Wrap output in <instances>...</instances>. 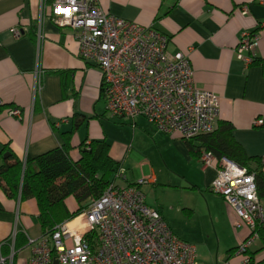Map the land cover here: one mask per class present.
Wrapping results in <instances>:
<instances>
[{
  "label": "crops",
  "instance_id": "1",
  "mask_svg": "<svg viewBox=\"0 0 264 264\" xmlns=\"http://www.w3.org/2000/svg\"><path fill=\"white\" fill-rule=\"evenodd\" d=\"M103 11L140 26L153 27L168 38L169 54L188 56L194 85L218 96L216 123L228 122L234 140L264 171V2L258 0H98ZM51 4L48 0L45 11ZM245 6L247 13L240 9ZM40 0H0V150L8 147L20 161L34 159L61 147L70 133V156L78 158L82 142H104L110 157L125 171V184L152 176L153 185L141 187L145 203L168 225V215L146 196L158 186L160 192H186L195 204L181 210L187 219L207 228L215 247L202 245L196 264H241L233 255L246 237L235 227L237 216L223 198L209 187L216 169L203 167L198 154L178 135L159 132L143 117L133 121L112 118L101 97V73L81 61L78 45L67 28H59L47 15L41 20ZM42 21V38L36 30ZM23 35L11 36V29ZM258 32L255 60L244 66L235 48L244 33ZM42 72L41 88L35 91V71ZM18 108L21 118L8 115ZM130 126V127H128ZM194 146L198 142L193 141ZM138 161V164L136 162ZM148 203V204H147ZM67 207L75 208L72 198ZM77 223L76 225H79ZM169 226V225H168ZM170 228V226H169ZM171 229V228H170ZM189 244L190 239L177 235ZM44 234L34 200L8 197L0 186V256L12 254V264H29L32 246ZM210 240V237H207ZM193 245V244H192ZM194 246V245H193ZM258 240L250 249H260ZM233 250V251H231ZM264 259V250L254 260Z\"/></svg>",
  "mask_w": 264,
  "mask_h": 264
},
{
  "label": "built area",
  "instance_id": "2",
  "mask_svg": "<svg viewBox=\"0 0 264 264\" xmlns=\"http://www.w3.org/2000/svg\"><path fill=\"white\" fill-rule=\"evenodd\" d=\"M40 1L41 20L47 15L59 28L69 29L78 45V58L100 70L101 97L110 117L132 121L143 117L159 132L176 134L181 140L214 130L218 96L194 85L188 56L169 54L166 36L151 26L106 13L98 0H53L48 12L46 0ZM240 11L245 14L247 8ZM41 20L36 30L38 46ZM9 33L14 38L23 35L16 28ZM259 38L258 32L244 33L235 48L246 67L255 60ZM41 73L35 71V91L41 88ZM8 115L20 119L21 111L12 108ZM253 123L264 125L261 118ZM199 161L203 167H215L209 190L235 212V227L248 232L233 255L242 258L241 264H249L248 251L264 230V202L257 196L254 175L208 153L202 152ZM125 180V171L119 168L101 196L91 199L76 218L29 241V264H196L195 246L176 237L145 203L141 187L153 185L154 178L142 176L131 185ZM0 264H12V254L0 256Z\"/></svg>",
  "mask_w": 264,
  "mask_h": 264
},
{
  "label": "trees",
  "instance_id": "3",
  "mask_svg": "<svg viewBox=\"0 0 264 264\" xmlns=\"http://www.w3.org/2000/svg\"><path fill=\"white\" fill-rule=\"evenodd\" d=\"M48 2V0H46ZM50 3L53 0H49ZM232 126L228 122L216 123L211 133L184 140L198 154L208 153L215 160L225 158L254 175L257 196L264 202V171L258 158L249 157L234 140ZM70 133L64 135L61 147L47 151L34 159L18 160L8 147L0 150V186L8 197L20 196L21 200L32 199L38 209V221L45 233L76 218L91 199L101 196L120 168L109 155V146L104 142H82L77 159L70 156ZM193 141L198 142L194 146ZM7 155V156H5ZM72 198L75 208L67 207ZM260 249L248 251L249 264H264V259L254 260L257 252L264 250V230L260 231ZM235 250V249H233ZM231 250V251H233Z\"/></svg>",
  "mask_w": 264,
  "mask_h": 264
},
{
  "label": "rangeland",
  "instance_id": "4",
  "mask_svg": "<svg viewBox=\"0 0 264 264\" xmlns=\"http://www.w3.org/2000/svg\"><path fill=\"white\" fill-rule=\"evenodd\" d=\"M136 164H138V161ZM155 198L160 205H162L166 215H168L169 218L167 222L170 228L176 232L177 235H182L190 239V243L195 246L196 257L197 253L199 254L201 252L202 245H208L211 248L215 247V241L209 233V230L203 228L197 221L187 219L181 211L183 209L182 202L187 206L195 204L194 195L186 192H160L159 187L156 186L151 190V193L146 196V202L151 203L150 201L153 202ZM207 237H210V240H208Z\"/></svg>",
  "mask_w": 264,
  "mask_h": 264
},
{
  "label": "water",
  "instance_id": "5",
  "mask_svg": "<svg viewBox=\"0 0 264 264\" xmlns=\"http://www.w3.org/2000/svg\"><path fill=\"white\" fill-rule=\"evenodd\" d=\"M5 156H7V155H5Z\"/></svg>",
  "mask_w": 264,
  "mask_h": 264
}]
</instances>
